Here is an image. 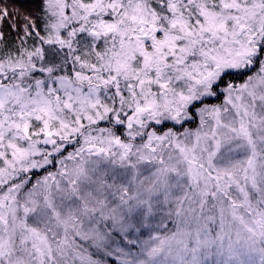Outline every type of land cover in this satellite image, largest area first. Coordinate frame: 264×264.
I'll return each instance as SVG.
<instances>
[{
  "label": "snow or ice",
  "instance_id": "6c2138e0",
  "mask_svg": "<svg viewBox=\"0 0 264 264\" xmlns=\"http://www.w3.org/2000/svg\"><path fill=\"white\" fill-rule=\"evenodd\" d=\"M0 264H264V0H0Z\"/></svg>",
  "mask_w": 264,
  "mask_h": 264
},
{
  "label": "trees",
  "instance_id": "16d2710c",
  "mask_svg": "<svg viewBox=\"0 0 264 264\" xmlns=\"http://www.w3.org/2000/svg\"><path fill=\"white\" fill-rule=\"evenodd\" d=\"M7 2L11 5L15 2V0H7Z\"/></svg>",
  "mask_w": 264,
  "mask_h": 264
}]
</instances>
